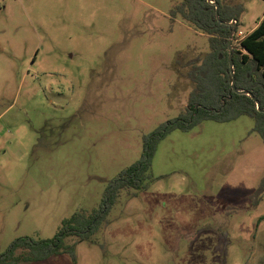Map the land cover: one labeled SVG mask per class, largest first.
<instances>
[{"label": "rangeland", "instance_id": "obj_1", "mask_svg": "<svg viewBox=\"0 0 264 264\" xmlns=\"http://www.w3.org/2000/svg\"><path fill=\"white\" fill-rule=\"evenodd\" d=\"M181 0H0V253L53 238L91 214L141 157L143 136L176 118L186 63L208 35L171 14ZM240 7L231 47L264 16ZM255 120L204 121L157 147L146 190L122 191L90 239L27 264H264V142Z\"/></svg>", "mask_w": 264, "mask_h": 264}, {"label": "trees", "instance_id": "obj_2", "mask_svg": "<svg viewBox=\"0 0 264 264\" xmlns=\"http://www.w3.org/2000/svg\"><path fill=\"white\" fill-rule=\"evenodd\" d=\"M216 3L220 5L218 13ZM240 12V7H227L221 0H181L174 6L172 16H180L207 34L209 41L208 51L186 63L187 78L193 85L187 106L176 118L143 136L141 157L108 182L98 209L91 214L78 212L63 220L53 238L16 239L0 253V264L39 263L65 252L71 253L76 261L74 245H67L66 239L90 240L100 230L122 191L146 190L147 181L152 178L157 147L175 130L190 131L204 121L224 123L249 116L255 120L253 130L264 142V16L256 28L240 41V47H233L231 51L230 42L238 32L231 22L238 20ZM234 79L237 90L247 91L255 98L235 92L232 87Z\"/></svg>", "mask_w": 264, "mask_h": 264}, {"label": "water", "instance_id": "obj_3", "mask_svg": "<svg viewBox=\"0 0 264 264\" xmlns=\"http://www.w3.org/2000/svg\"><path fill=\"white\" fill-rule=\"evenodd\" d=\"M212 3H214V2H212ZM219 7H220V5L218 3H216L217 13L219 12ZM231 42H230V50L232 51ZM233 65H234L233 60H231L230 66H231L232 69H233ZM232 87H233L234 91L237 92V93L248 94V95L252 96L253 98H255L251 93H249L247 91H239V90H237V88H236V80L235 79L233 80ZM258 107H260V103L259 102H258Z\"/></svg>", "mask_w": 264, "mask_h": 264}]
</instances>
